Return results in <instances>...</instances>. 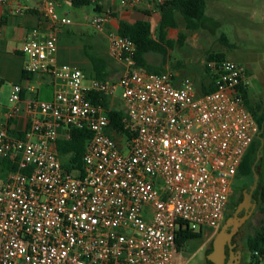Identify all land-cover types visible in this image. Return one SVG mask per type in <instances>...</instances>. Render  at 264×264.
<instances>
[{
    "label": "built area",
    "instance_id": "built-area-1",
    "mask_svg": "<svg viewBox=\"0 0 264 264\" xmlns=\"http://www.w3.org/2000/svg\"><path fill=\"white\" fill-rule=\"evenodd\" d=\"M141 2L121 4L134 9ZM0 4L24 12L12 0ZM43 16L55 29L34 28L11 50L29 58L26 72L50 76L56 86L52 101L27 104L23 138L8 128L21 113L20 85L0 118V159L18 168L0 189V264H177L180 230L223 226L260 134L240 91L247 69L230 60L207 63L215 90L200 94L189 79L177 85L174 74L139 66L135 44L112 33L109 55L122 64V76L89 79L57 60L58 29L72 21L50 0ZM110 18V10L96 14L93 28L103 31ZM118 90L136 126L132 139L110 133L106 109L92 101L100 95L111 102ZM70 129L91 133L81 172L65 170L57 151ZM250 262L264 264V251Z\"/></svg>",
    "mask_w": 264,
    "mask_h": 264
},
{
    "label": "crops",
    "instance_id": "crops-1",
    "mask_svg": "<svg viewBox=\"0 0 264 264\" xmlns=\"http://www.w3.org/2000/svg\"><path fill=\"white\" fill-rule=\"evenodd\" d=\"M14 3L20 4L24 12L19 15L11 12L5 5L0 4V77L6 81V84L0 91V95L8 93L10 96L13 86L20 85L22 87L21 113L17 119L9 122V134L16 138H23L28 128V120L25 109L27 104L33 100L52 101L55 93L56 83L52 77L33 74L29 77L25 75V66L29 62V58L23 54H11L12 48L21 46L26 40L29 32L40 27L43 32L55 29L54 25L46 20L43 16L45 3L48 0H12ZM55 3L56 11L64 13V17L72 21L71 25L63 26L58 29V55L59 64H71L79 67L89 79L95 78L97 73L104 74L108 79L117 81L122 76L123 66L118 61L112 59L109 55V39L110 34L119 33L121 23L135 24L137 22H148L152 26L153 35L157 36L162 20V5L174 0H142L139 7L131 9L123 7L122 0H91L94 8L100 6L102 11L110 10L111 18L107 22L103 31L93 30L92 20L97 14L83 17L86 12L83 8H74L73 0H50ZM236 0H206V13L201 20V27L196 32H189L186 29L185 21L180 13H176V28L167 30V40L172 42L171 47L167 48V54L172 52V47L176 44L178 47L200 46L201 39L214 34V30L221 27L224 20V14L228 13L231 4ZM228 6V7H227ZM90 7V6H89ZM80 10V11H76ZM85 11V12H84ZM227 11V12H226ZM239 15L240 11H236ZM73 15L74 17H72ZM233 17V15H228ZM239 17V16H237ZM264 20V12H263ZM181 33L187 34L184 44H179L178 39ZM225 36V35H224ZM204 50V49H203ZM146 59L148 65L153 72L174 74L177 85L184 79H189L194 86L196 78L194 59L192 61L191 75H188L187 64L177 61L182 65L174 67L169 63L162 65H153L150 63V56ZM166 57L165 55H162ZM190 76V78H189ZM207 81V80H206ZM203 82L202 84L206 83ZM197 83V82H196ZM200 84V85H202ZM199 92V88L195 86ZM10 98V97H9ZM115 100L109 101V107L112 108ZM9 106L0 105V118L4 120L3 114ZM61 139L64 132L61 133ZM264 141V140H263ZM264 177V174L262 175Z\"/></svg>",
    "mask_w": 264,
    "mask_h": 264
},
{
    "label": "rangeland",
    "instance_id": "rangeland-1",
    "mask_svg": "<svg viewBox=\"0 0 264 264\" xmlns=\"http://www.w3.org/2000/svg\"><path fill=\"white\" fill-rule=\"evenodd\" d=\"M229 7H231V11L224 14L221 27L214 30V34L211 33V36L209 35L201 39L199 47H194V45L191 44L182 48L178 47L176 44L172 47V52L168 53L170 56L164 57L160 54H153L150 56V63L153 65L169 63L174 67L182 65L183 63L187 64V68H189L187 71L188 75H191L192 73L190 70L195 68L197 78L195 80V86L200 88V84L207 79L206 66L207 63L211 62V56L215 57L223 54L225 60L239 63L247 69V89L249 91L247 106L251 112L259 117L264 114V0H236L231 6L229 5ZM83 9L86 10L83 14L84 19L87 15H94L95 11L93 6ZM236 11H240V14L237 15ZM57 14L60 17H64L63 12H57ZM228 15H233V17H228ZM71 16L74 17L73 15ZM88 29L90 31L96 30L95 28ZM224 35L227 39L225 41L222 40ZM193 59L195 61L192 66ZM177 61L182 62V64ZM180 67H183V65ZM121 95L122 91L118 90L114 108L124 110ZM9 97L8 93L0 95V105L10 106ZM258 106H260L261 109H258ZM119 141L122 142L123 140L119 139ZM260 154L261 157L258 163L260 176H262L264 174V147ZM6 180V176L0 171V189L4 186ZM251 181L252 180L247 177L235 181L231 205L228 208L227 214L231 212L242 196L248 193ZM254 199L256 200V205L253 216L242 227L237 239L238 248L241 250L244 258L243 264H248L250 262V255L247 248L248 239L253 237L257 229L264 225V212L262 211V209L264 210V204L260 202L259 198ZM217 232L207 230L200 240L185 245L183 249L188 252V260L182 259V263L188 261L187 264H206L205 252L211 247V240Z\"/></svg>",
    "mask_w": 264,
    "mask_h": 264
},
{
    "label": "trees",
    "instance_id": "trees-1",
    "mask_svg": "<svg viewBox=\"0 0 264 264\" xmlns=\"http://www.w3.org/2000/svg\"><path fill=\"white\" fill-rule=\"evenodd\" d=\"M72 5L74 8H83L89 7L92 5L91 0H73ZM207 3L206 0H174L172 2L165 3L162 5V20L159 27V32L157 36L153 35L152 26L148 22H137L135 24L121 23L119 35L124 38L131 40L137 49L136 62L139 66H143L149 70V72L154 74H161L160 72H153L151 67L147 63L148 54H167V48L171 47L172 42L167 40V30L169 28L177 27L176 13H180L185 21L186 29L189 32H196L200 29L201 20L205 16ZM94 11L97 14H101L102 11L100 6H95ZM187 39L186 33H181L179 35L178 43L184 44ZM222 40H227L225 36L222 37ZM224 59V55L220 54L215 57L211 56L210 61H221ZM225 60V59H224ZM207 81L206 83L200 86L199 93L206 94L215 90L213 78L209 69L206 66ZM26 77H29L33 74L25 71ZM96 79L107 80L108 78L104 74L97 73L95 75ZM6 84V81L0 77V91L3 86ZM243 99L247 106L249 99V91L247 86L240 87ZM92 101L96 104L102 105L106 111L107 115L111 122V131L110 133H115L117 136H124L128 139H132L136 135V126L128 118L125 111L120 108L111 109L109 107V100L100 95H95L92 97ZM248 108V106H247ZM249 109V108H248ZM258 109H261L258 106ZM250 110V109H249ZM253 113V112H252ZM254 117L260 128V138L264 140V114L262 116H257L253 113ZM91 139V133L88 130H79V129H70L69 138H63L58 141L57 151L63 162L65 170L72 171H82L83 166V157L86 152L88 142ZM261 139L257 138L253 145L251 146L249 152L245 156L243 163L240 167L237 179H242L243 177L250 178L251 185L249 191L254 182V173L253 166L256 163L258 157V151L261 148ZM262 153V150L261 152ZM17 166L11 163L9 160L0 159V171L8 177L11 172L17 171ZM256 172L260 176L259 172V163L256 165ZM235 187V184H234ZM233 187V191H234ZM248 191V192H249ZM242 198L239 202L242 201ZM253 198H259L260 202L264 204V177L260 176L258 188L253 194ZM232 200V198H231ZM238 203V202H237ZM236 203V204H237ZM235 204V205H236ZM231 205V201L229 206ZM264 212V210L262 209ZM228 216V214H227ZM226 216V219L228 218ZM225 219V220H226ZM222 228V227H221ZM205 231L200 230L198 232L192 231L189 228L180 230L177 237V246L178 250L181 251L185 245L190 242L200 240L204 235ZM247 248L249 255L256 251H264V225L257 229L256 234L248 240ZM248 264H251L249 262Z\"/></svg>",
    "mask_w": 264,
    "mask_h": 264
},
{
    "label": "water",
    "instance_id": "water-1",
    "mask_svg": "<svg viewBox=\"0 0 264 264\" xmlns=\"http://www.w3.org/2000/svg\"><path fill=\"white\" fill-rule=\"evenodd\" d=\"M259 139L260 135L258 136ZM264 147V141L261 139V148L259 150V155L257 158V161L255 165L253 166V173H254V182L253 185L248 193L244 194V203L240 206V208L231 216L228 217L222 228L217 232L213 239V249L207 253L205 256V263L206 264H235L232 259L228 260L226 257V253L228 251V242L230 240V233L229 229L230 228H238L245 220L247 217H244L242 219H238V214L245 209L246 212H248L249 208L252 206V200H253V194L255 190L258 188V183L260 176L256 172V165L261 157L260 151ZM253 208L255 205L252 206Z\"/></svg>",
    "mask_w": 264,
    "mask_h": 264
},
{
    "label": "flooded vegetation",
    "instance_id": "flooded-vegetation-1",
    "mask_svg": "<svg viewBox=\"0 0 264 264\" xmlns=\"http://www.w3.org/2000/svg\"><path fill=\"white\" fill-rule=\"evenodd\" d=\"M244 201H245V199L243 198L241 202H238L236 204V206L233 207V209L231 210V212L228 214L227 217H231L240 208V206L244 203ZM251 205L252 206L256 205V200L254 198L252 200ZM252 206L249 208L248 212H246L245 209H243L238 214V219H242L244 217H247L246 220L238 228H236V229L230 228L229 229L230 240L228 242V251L226 253V257L228 260L232 259L235 264H243L244 263V258L242 256V252L238 248V242H237L238 240L237 239H238L239 232L242 229V227L253 216V212H254L255 207L253 208ZM214 237H213V239H214ZM250 238H252V237H250ZM213 239L211 240V247L209 249H207L205 252V256L207 255V253H209L213 249ZM187 255H188V252L184 249H182L181 251H178L177 264H187L188 261H185L184 263H182V259L188 260Z\"/></svg>",
    "mask_w": 264,
    "mask_h": 264
}]
</instances>
